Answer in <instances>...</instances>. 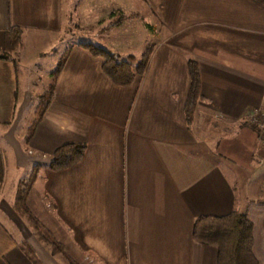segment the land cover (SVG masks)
Wrapping results in <instances>:
<instances>
[{
  "label": "crops",
  "instance_id": "0c3cea01",
  "mask_svg": "<svg viewBox=\"0 0 264 264\" xmlns=\"http://www.w3.org/2000/svg\"><path fill=\"white\" fill-rule=\"evenodd\" d=\"M40 6L37 13L34 0H0V54L10 26L22 35L36 23L62 30L59 0ZM159 24L165 34L156 36L148 70L128 87L115 85L80 43L70 46L51 106L28 140L38 99L26 152L17 148L29 178L41 165L26 203L64 251L52 254L31 228L35 241L57 264H217L216 248L193 237L196 219L244 211L264 264V149L252 122L264 104V5L184 0L172 24ZM19 54L0 58V126L31 101L29 75L25 89L18 82ZM193 65L202 97L189 117ZM69 143L85 146L83 160L54 169L55 152ZM8 160L0 142V214L17 180ZM23 241L47 264L1 220L0 264H34Z\"/></svg>",
  "mask_w": 264,
  "mask_h": 264
},
{
  "label": "rangeland",
  "instance_id": "374dc122",
  "mask_svg": "<svg viewBox=\"0 0 264 264\" xmlns=\"http://www.w3.org/2000/svg\"><path fill=\"white\" fill-rule=\"evenodd\" d=\"M183 3L184 0H59L58 9L62 13L61 31L53 34L39 23L25 29L22 35L23 46L19 48L21 62L16 60L18 82L25 89L26 81L22 77L29 75L28 83L33 88L29 90L32 93L28 97L31 101L21 107L13 122L0 126V142L9 156L7 163L10 179L14 175L17 179L12 198L7 203L10 206L5 209L4 214H0V220L14 236L31 241L45 263L57 264L60 257L53 256L44 243L35 241V232L26 224L20 210V197L24 189L22 184L29 178L30 168L25 170L23 163L19 162L17 148L19 146V149L26 152L25 135L34 121V110L39 99V95L33 93L45 92L50 71L56 69L65 50L74 44L92 43L111 49L121 59H127L129 55L141 57L146 45L156 44L159 40L156 36L165 34L159 24L160 19L166 24H172ZM37 5L38 0H34V10L38 13L41 10L40 0L38 7ZM94 11L96 20L93 18ZM118 17L122 18V23L107 29ZM36 50L37 53H33ZM23 91L22 88V98ZM13 163L17 165L16 170ZM21 181L23 182L20 183Z\"/></svg>",
  "mask_w": 264,
  "mask_h": 264
},
{
  "label": "trees",
  "instance_id": "16d2710c",
  "mask_svg": "<svg viewBox=\"0 0 264 264\" xmlns=\"http://www.w3.org/2000/svg\"><path fill=\"white\" fill-rule=\"evenodd\" d=\"M264 5V0H253ZM122 23V18L113 20L107 27L112 29ZM22 43V29L10 26L6 32L5 49L0 58L13 59L17 56ZM80 46L88 50L94 56L103 60L105 75L117 86H131L137 78L143 77L150 65L155 45H146L141 57L129 55L127 59L111 49L103 48L92 43H80ZM71 47H68L57 63L56 69L51 72L46 91L40 95L36 109V118L29 127L28 140L35 132L36 126L44 119L54 98V92L62 68L70 55ZM193 86L187 106L188 116L194 115L196 102L202 97L200 73L193 65ZM254 129L259 133L257 124L253 123ZM85 146L78 143H69L61 146L54 154L52 166L54 169L64 170L80 163L84 158ZM41 165L34 167L31 177L24 182L23 194L20 197V210L28 225L33 228L42 242L51 250L52 254L63 253V246L56 241L54 236L30 213L27 207V197L38 178ZM264 203V200L262 201ZM193 237L196 241L210 245L217 250V264H261L254 250V224L244 211H234L225 216H199L193 227ZM21 250L34 262L43 264L37 257L32 245L23 241ZM71 264H74L71 262Z\"/></svg>",
  "mask_w": 264,
  "mask_h": 264
},
{
  "label": "built area",
  "instance_id": "2783aa9c",
  "mask_svg": "<svg viewBox=\"0 0 264 264\" xmlns=\"http://www.w3.org/2000/svg\"><path fill=\"white\" fill-rule=\"evenodd\" d=\"M252 122L258 126L261 144L264 149V104L254 110Z\"/></svg>",
  "mask_w": 264,
  "mask_h": 264
}]
</instances>
